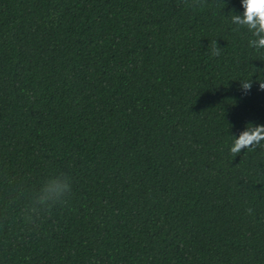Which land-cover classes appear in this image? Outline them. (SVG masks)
<instances>
[{
  "label": "trees",
  "instance_id": "trees-1",
  "mask_svg": "<svg viewBox=\"0 0 264 264\" xmlns=\"http://www.w3.org/2000/svg\"><path fill=\"white\" fill-rule=\"evenodd\" d=\"M201 3L0 0V264H264V49Z\"/></svg>",
  "mask_w": 264,
  "mask_h": 264
},
{
  "label": "clouds",
  "instance_id": "clouds-1",
  "mask_svg": "<svg viewBox=\"0 0 264 264\" xmlns=\"http://www.w3.org/2000/svg\"><path fill=\"white\" fill-rule=\"evenodd\" d=\"M244 9L242 14L233 12L231 16V23L238 27H246L252 34V39L249 40V47L256 50L264 49V0H241ZM203 4L201 0H193V6ZM213 55H219V49L213 47ZM259 80L260 90H264V80ZM252 80H246L242 83V88L247 90L252 87ZM234 139L229 148L231 154L235 157L242 149L254 150L261 146L264 141V124L253 125L247 124L245 129L240 132L239 136H233ZM71 193V182L65 177L63 180L49 179L41 190V195L38 197V203L41 205H54L56 203H63L66 197ZM248 213L252 209H246Z\"/></svg>",
  "mask_w": 264,
  "mask_h": 264
}]
</instances>
